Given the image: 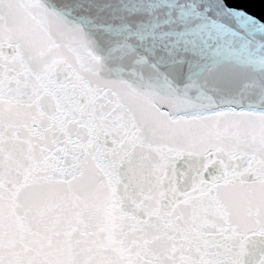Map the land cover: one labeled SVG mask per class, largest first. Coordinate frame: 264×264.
Here are the masks:
<instances>
[{
  "label": "snow or ice",
  "instance_id": "snow-or-ice-1",
  "mask_svg": "<svg viewBox=\"0 0 264 264\" xmlns=\"http://www.w3.org/2000/svg\"><path fill=\"white\" fill-rule=\"evenodd\" d=\"M0 264H264V0H0Z\"/></svg>",
  "mask_w": 264,
  "mask_h": 264
}]
</instances>
